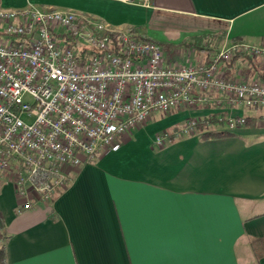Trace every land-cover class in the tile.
<instances>
[{
    "label": "crops",
    "instance_id": "1",
    "mask_svg": "<svg viewBox=\"0 0 264 264\" xmlns=\"http://www.w3.org/2000/svg\"><path fill=\"white\" fill-rule=\"evenodd\" d=\"M79 11L167 47L166 65L196 64L206 51L181 45L205 36L264 43V0H0ZM217 49V47H216ZM212 51V52H213ZM227 78L259 82L238 58ZM180 108L153 120L73 168L50 204L17 212L13 181L0 176V238L7 264H264V108L235 107L244 126L225 138L168 135L191 115L225 112ZM172 136V137H171Z\"/></svg>",
    "mask_w": 264,
    "mask_h": 264
},
{
    "label": "built area",
    "instance_id": "2",
    "mask_svg": "<svg viewBox=\"0 0 264 264\" xmlns=\"http://www.w3.org/2000/svg\"><path fill=\"white\" fill-rule=\"evenodd\" d=\"M137 1V0H122ZM162 46L99 18L29 4L0 8V176L13 181L17 212L50 204L70 171L92 163L156 113L225 104L223 128L244 126L235 107L264 108V79L232 80L238 55L264 71V43L224 41L196 64L163 62ZM187 117L172 134L214 130ZM169 133H159L161 146Z\"/></svg>",
    "mask_w": 264,
    "mask_h": 264
},
{
    "label": "trees",
    "instance_id": "3",
    "mask_svg": "<svg viewBox=\"0 0 264 264\" xmlns=\"http://www.w3.org/2000/svg\"><path fill=\"white\" fill-rule=\"evenodd\" d=\"M142 38L148 39L145 37H142ZM212 39L214 40L213 44L220 43L221 40L223 39V35L222 34L214 35L212 36ZM204 41H205V36H196V37L191 38V40L189 41H186V40L183 41L181 45L184 47H188V48H194L197 51H206V53L211 54V52L213 51V48L209 47V42L205 43ZM241 57L242 59L248 60V62L254 66V69L256 70V73L259 77L264 78V71L260 70L255 60L251 59L250 57L246 55H241ZM237 59H238V55L233 58V60L228 64V66H231ZM206 123H210L213 127H218V126L223 125V122L217 119V113L210 114L206 118L200 119L199 125H198L199 129L204 130L206 128ZM178 129L179 127H176L175 130H178ZM169 135H173V134H169ZM230 136H233L232 132H229L223 129H214V130L203 132L200 135V138L202 139L225 138V137H230ZM0 228H2L1 212H0ZM0 264H7L6 256H5V246H4V242L2 238H0Z\"/></svg>",
    "mask_w": 264,
    "mask_h": 264
},
{
    "label": "rangeland",
    "instance_id": "4",
    "mask_svg": "<svg viewBox=\"0 0 264 264\" xmlns=\"http://www.w3.org/2000/svg\"><path fill=\"white\" fill-rule=\"evenodd\" d=\"M36 5V4H35ZM39 6V5H38ZM40 7H45V6H40ZM75 12H78V13H81V12H79V11H75ZM83 14H85V13H83ZM116 28H118V27H116ZM121 29H123V28H121ZM216 45V46H215ZM219 43H216V44H213L212 46L213 47H215V49H216V47L218 48L219 46ZM162 46V45H161ZM166 48L167 47H164V46H162V50L163 51H165L166 50ZM214 49V50H215ZM167 51H168V48H167ZM174 111V110H173ZM172 111V112H173ZM171 113V112H170ZM170 113H167V114H163V113H156L155 115H154V117H153V120L152 121H154V120H157V119H159V118H163L164 116H166V115H168V114H170ZM132 134V133H131ZM131 134H129V135H131ZM121 140L120 139H118L117 141H116V143L117 142H120ZM155 145V144H154ZM157 146V145H156ZM163 145H161V146H157V147H162Z\"/></svg>",
    "mask_w": 264,
    "mask_h": 264
}]
</instances>
